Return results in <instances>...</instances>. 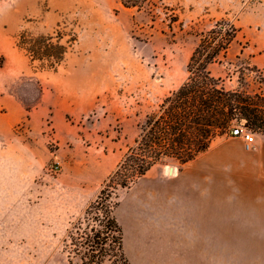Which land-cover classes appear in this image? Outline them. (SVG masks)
Wrapping results in <instances>:
<instances>
[{"label": "rangeland", "instance_id": "obj_1", "mask_svg": "<svg viewBox=\"0 0 264 264\" xmlns=\"http://www.w3.org/2000/svg\"><path fill=\"white\" fill-rule=\"evenodd\" d=\"M220 20L236 27V38L211 73L227 89L264 93V0H150L140 10L118 0H0V94L27 112L57 96L66 111L27 113L10 131L0 117V264H69L67 229L133 145L138 124L186 80L198 35ZM23 30L67 45L57 70L30 65L15 44ZM240 122L261 133L244 118L232 127ZM170 166L182 164L168 159L149 176ZM221 182L226 232L211 235L202 261L264 264V187L255 179ZM140 183L118 191L115 213L131 264H159V217L145 223Z\"/></svg>", "mask_w": 264, "mask_h": 264}, {"label": "trees", "instance_id": "obj_2", "mask_svg": "<svg viewBox=\"0 0 264 264\" xmlns=\"http://www.w3.org/2000/svg\"><path fill=\"white\" fill-rule=\"evenodd\" d=\"M123 7L144 8L150 0H118ZM153 4V3H152ZM236 27L220 20L198 35L186 64L187 78L159 102L156 111L139 123V133L96 198L66 231L64 249L69 264H131L124 245V231L116 216L118 191L129 188L152 167L168 159L184 164L205 151L211 141L229 135L233 121L264 134V93L227 89L210 65L225 58L236 38ZM30 65L57 70L67 45L51 35L21 31L15 39ZM27 110L29 108L27 107Z\"/></svg>", "mask_w": 264, "mask_h": 264}, {"label": "crops", "instance_id": "obj_3", "mask_svg": "<svg viewBox=\"0 0 264 264\" xmlns=\"http://www.w3.org/2000/svg\"><path fill=\"white\" fill-rule=\"evenodd\" d=\"M55 98L42 97L39 108L27 112L13 95L0 94V108H5L0 117H6L5 128L10 131L27 113L37 117L50 106L52 117H63L65 107L53 101ZM168 170L159 168L156 176L150 177L149 171L139 178L144 180L138 199L144 201L145 223L159 217V264H204L211 235L226 232L228 197L225 189L222 192V178L255 179L264 187V134H256L250 150L244 148L241 137L214 138L205 151L180 169L173 173ZM213 186L220 187L214 194ZM151 198L156 202L151 203Z\"/></svg>", "mask_w": 264, "mask_h": 264}, {"label": "built area", "instance_id": "obj_4", "mask_svg": "<svg viewBox=\"0 0 264 264\" xmlns=\"http://www.w3.org/2000/svg\"><path fill=\"white\" fill-rule=\"evenodd\" d=\"M230 134L232 136L241 137L244 142V148L250 150L253 148V144L255 141L254 133L248 129L243 123H238L234 127L231 128Z\"/></svg>", "mask_w": 264, "mask_h": 264}, {"label": "bare ground", "instance_id": "obj_5", "mask_svg": "<svg viewBox=\"0 0 264 264\" xmlns=\"http://www.w3.org/2000/svg\"><path fill=\"white\" fill-rule=\"evenodd\" d=\"M174 169H175V168H174ZM174 169H172L171 171H170V170H168V172H169V173H173V172H174Z\"/></svg>", "mask_w": 264, "mask_h": 264}, {"label": "water", "instance_id": "obj_6", "mask_svg": "<svg viewBox=\"0 0 264 264\" xmlns=\"http://www.w3.org/2000/svg\"><path fill=\"white\" fill-rule=\"evenodd\" d=\"M172 169H174V167H173V166H170V167H169V170L171 171Z\"/></svg>", "mask_w": 264, "mask_h": 264}]
</instances>
